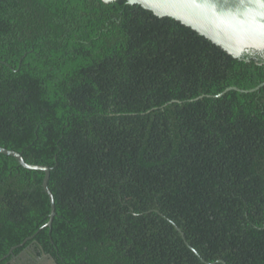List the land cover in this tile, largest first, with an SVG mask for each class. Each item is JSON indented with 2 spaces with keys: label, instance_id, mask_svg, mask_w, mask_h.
I'll use <instances>...</instances> for the list:
<instances>
[{
  "label": "trees",
  "instance_id": "obj_1",
  "mask_svg": "<svg viewBox=\"0 0 264 264\" xmlns=\"http://www.w3.org/2000/svg\"><path fill=\"white\" fill-rule=\"evenodd\" d=\"M263 81L140 4L0 0V146L56 208L0 152V264H264V86L214 96Z\"/></svg>",
  "mask_w": 264,
  "mask_h": 264
},
{
  "label": "water",
  "instance_id": "obj_2",
  "mask_svg": "<svg viewBox=\"0 0 264 264\" xmlns=\"http://www.w3.org/2000/svg\"><path fill=\"white\" fill-rule=\"evenodd\" d=\"M106 2L114 0H104ZM130 4H140L152 10L158 16L173 17L187 26L220 45L235 57H241L245 52L264 53V0H127ZM264 86V81L254 88L241 89L230 86L223 92L214 95L221 97L230 90L253 92ZM201 97V96H200ZM198 97V98H200ZM0 152L14 156L19 163L30 169H41L45 172L43 187L49 195L51 213L49 221L43 226H51L56 214L54 195L49 187L51 167L42 164L28 163L21 153L16 150L0 146ZM173 224L185 238L183 230L174 222ZM197 254L191 245H189ZM56 264L53 258L49 259ZM207 264L223 263L224 259Z\"/></svg>",
  "mask_w": 264,
  "mask_h": 264
},
{
  "label": "rangeland",
  "instance_id": "obj_3",
  "mask_svg": "<svg viewBox=\"0 0 264 264\" xmlns=\"http://www.w3.org/2000/svg\"><path fill=\"white\" fill-rule=\"evenodd\" d=\"M45 264H53V263L49 259L48 260L46 259Z\"/></svg>",
  "mask_w": 264,
  "mask_h": 264
}]
</instances>
